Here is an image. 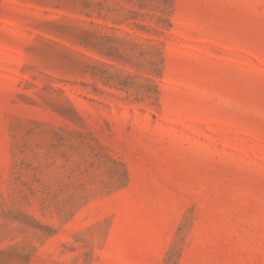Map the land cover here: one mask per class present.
Returning a JSON list of instances; mask_svg holds the SVG:
<instances>
[{
    "label": "rangeland",
    "instance_id": "obj_1",
    "mask_svg": "<svg viewBox=\"0 0 264 264\" xmlns=\"http://www.w3.org/2000/svg\"><path fill=\"white\" fill-rule=\"evenodd\" d=\"M0 264H264V0H0Z\"/></svg>",
    "mask_w": 264,
    "mask_h": 264
}]
</instances>
